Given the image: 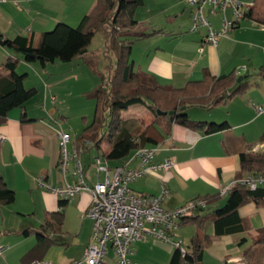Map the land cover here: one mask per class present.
I'll return each instance as SVG.
<instances>
[{
	"label": "crops",
	"instance_id": "1",
	"mask_svg": "<svg viewBox=\"0 0 264 264\" xmlns=\"http://www.w3.org/2000/svg\"><path fill=\"white\" fill-rule=\"evenodd\" d=\"M68 1L70 0H7L0 3V36L13 39L18 35H32L36 44L39 35L51 30L58 22L75 25L74 23L81 19L82 11L73 7L68 8ZM60 4L62 9L58 10ZM192 15L193 6L186 0H143L142 5L135 11L137 24L127 29L130 33L149 34L131 42V58L135 71L155 78L161 85L181 88L191 81H201L209 76L227 75L244 67L238 78L247 77V87L244 91L235 93L226 101L214 106L212 111L198 107L202 111H194L193 116L189 115L190 118L197 117L196 120L202 121L217 123L227 121L230 127L226 130L205 134L201 130H190L172 124L170 132L155 146L157 147L155 160L161 162L172 159L173 167L168 171L137 179L130 183V188L138 194L157 195L165 186L169 190L164 203L167 209L178 208L196 197L218 196L216 204L202 209L212 210L214 205H220L223 201L224 196L218 195L220 189L235 181V176L240 172L241 153L248 150L254 152L262 150V146L257 141L261 136L258 134L264 131V112L257 113L255 107L264 108V74H262L264 24L255 23L247 18L241 19L227 36L219 37L216 45H213L204 41L208 26L198 25L194 29ZM203 15L213 29H220L223 16L220 12L212 14L209 6H205ZM224 15L229 20L234 19L230 9L226 10ZM11 53L0 44V65L12 55ZM17 58L19 65L26 66L22 63L25 62L22 56L18 55ZM74 62L76 61L69 64ZM47 82L49 88L48 91L45 89V92L51 95L54 86L63 82V79L54 83L49 79ZM90 83L94 85L96 82ZM54 96H50L51 100ZM29 112L30 109L25 103L24 109L14 108L9 111L5 120L0 121V135L5 136L0 142V172L7 186L15 191V200L17 191H27L31 196L34 195L46 212L50 211V215L62 211L63 221L60 230H55L54 233L60 236L63 243L54 244L51 249L49 248L47 258L56 261L57 264H71L74 259L83 255L90 239L92 221L81 217L90 203V195L81 192L71 198L77 215V222H73L65 214L70 199L61 207L60 198L38 184L41 178L44 183L51 186L63 183L64 176L58 167V128L39 111L32 109L31 112L34 114L31 115ZM76 138L77 135L72 138L69 149L76 147ZM97 158L105 162L98 150L97 154H94L87 149L81 156L90 184L96 181L93 163ZM122 163V161H107L109 167ZM129 164L131 167H136L138 162L133 160ZM68 176H71L70 172L67 173L66 179L71 182ZM100 178H103L102 174ZM252 205L256 207L253 203H248L239 209V215L251 223L252 228L249 233L254 227L251 218L264 215L261 211L264 207H256V210H253L250 207ZM242 209H245L246 213H242ZM202 210L194 213L203 214ZM50 215H46L40 227L33 230H40ZM19 225L23 227V224ZM260 225L256 226V230L264 233V222ZM180 226L182 225H178L173 231L172 242L178 237L176 232L179 231ZM189 226L193 228L191 239L196 233V228L193 225ZM17 234H21V231L18 230ZM242 235L244 234L233 233L214 239L204 249L201 264H205L206 256L213 258L212 264L224 260L232 264L231 255L240 252ZM259 237L264 239L261 234ZM30 242V240L15 241L11 247L3 249L0 264H21L22 257L34 247L36 239L31 244ZM261 243H264V240ZM2 247L5 246L0 242V248ZM174 250L175 246L172 244L144 233L132 244L129 264H171ZM110 254L112 255L111 252ZM111 255L109 257L112 261L107 259L104 264H115Z\"/></svg>",
	"mask_w": 264,
	"mask_h": 264
},
{
	"label": "trees",
	"instance_id": "2",
	"mask_svg": "<svg viewBox=\"0 0 264 264\" xmlns=\"http://www.w3.org/2000/svg\"><path fill=\"white\" fill-rule=\"evenodd\" d=\"M142 3L143 0H95L92 9L81 18L77 26L58 22L51 30L42 32L36 44L32 35H18L13 39L0 36V44L12 52L0 65V121L5 120L12 109H24L25 103L37 92L36 88L25 86L27 74L17 72L18 55L22 56L26 63L39 60L45 65L56 60L64 63L79 61L95 70L98 54L90 52L88 46L96 30L104 28L107 24L105 49L106 53L114 55L115 66L107 77L102 75L101 84L85 95L93 103L94 117L76 138V147L81 152L96 148L105 161L124 162L138 149L155 147L161 143L170 132L172 124L190 130H201L205 134L229 128L227 121L217 123L192 120L185 109L193 106L207 110L214 108L235 93L244 91L248 83L247 77L238 82V74L234 71L227 75L191 81L184 87L174 88L161 85L155 78L135 71L131 58V42L149 34L130 33L127 29L137 24L135 11ZM244 18L264 24V0H253L244 12L242 19ZM124 91L126 93H123ZM137 106H145L153 112L154 118L144 127L140 126L138 117L122 116L124 111ZM182 107L185 109L181 110ZM157 110L173 114L158 115ZM86 142L90 144L86 145ZM257 143L262 146L260 152L248 150L241 153V170L235 180L246 176L264 177V133ZM224 197V203L221 206L214 205L215 208L208 214L194 212L214 204L218 196L191 199L203 200L206 206L196 208L191 215L179 221L182 226H195L196 233L185 246L184 254L179 248H175L171 264H201L204 249L214 239L233 233L245 235L249 232L251 223L239 215V209L248 203L264 207V183L254 190L236 183ZM14 200L15 191L7 186L0 172V207L10 205ZM68 200L60 199L59 205L63 207ZM62 221L63 213L59 210L46 219L40 230L26 228L21 232L24 236L35 235L36 238L34 247L25 253L21 264L41 261L52 245L63 243L60 236L54 233L55 230H60ZM262 240L264 239H255L254 242ZM244 241L246 237L242 236L240 242ZM218 264H228V261L224 260Z\"/></svg>",
	"mask_w": 264,
	"mask_h": 264
},
{
	"label": "built area",
	"instance_id": "3",
	"mask_svg": "<svg viewBox=\"0 0 264 264\" xmlns=\"http://www.w3.org/2000/svg\"><path fill=\"white\" fill-rule=\"evenodd\" d=\"M7 0H0V3ZM187 3L196 7L197 13H193L192 19L195 22L194 29L201 25L208 26V31L204 41L216 45L219 37L227 36L237 23L243 18L244 12L241 11L243 3L241 0H186ZM251 5V3H250ZM249 5V6H250ZM209 6L212 14L220 12L223 16L221 27L213 29L203 15V9ZM248 6V7H249ZM230 9L234 17L233 20L227 19L224 15ZM245 68L236 70L239 74ZM257 113L264 112V108L255 107ZM5 136L0 135V142ZM59 160L58 167L64 176L62 184L51 186L44 183L41 179L38 184L51 191L60 199H71L81 192L90 195V203L81 214L82 218L92 221V231L89 242L83 255L74 259L71 264H104L109 257L110 250L115 264H129V254L134 241L140 239L147 233L156 239L170 243L175 248H179L185 253V246L182 240L172 242L173 231L178 227L179 221L189 216L196 208H204L203 200H189L184 205L167 209L164 206L165 199L169 195V190L163 186L157 195H147L135 193L130 188V183L144 177L145 175L159 173L170 170L174 161L166 159L158 162L155 160L157 147L140 148L125 162L115 167H109L107 161L101 162L98 158L93 165L96 167L94 176L95 183H89L86 176L85 164L81 160V150L77 147L69 149L72 137L69 132L58 130L57 132ZM86 142V145H89ZM136 160L138 165L131 167L130 162ZM70 172L73 182L66 179ZM103 178H100V175ZM236 183H241L249 189L254 190L264 183V177L248 176L223 186L219 194L225 195L227 191ZM4 247L0 248V255ZM30 264H54L44 260Z\"/></svg>",
	"mask_w": 264,
	"mask_h": 264
},
{
	"label": "rangeland",
	"instance_id": "4",
	"mask_svg": "<svg viewBox=\"0 0 264 264\" xmlns=\"http://www.w3.org/2000/svg\"><path fill=\"white\" fill-rule=\"evenodd\" d=\"M94 2L95 0H70L68 1V8L73 7L76 10L80 9L82 11V18L92 8ZM241 2L243 3L241 11H245L250 5L251 0H241ZM61 6L62 5L60 4V6L57 7L58 10L62 9ZM193 13H197L196 7H193ZM227 15L230 16V13L227 12ZM80 20L81 19L74 23L75 25H72V23L68 24L75 27L79 24ZM192 23L194 27L195 22L193 19ZM197 24L199 26L201 25V23L198 22ZM106 28H108L107 24L104 28L97 29L88 46L90 52L98 54L95 60V70L78 61L69 64L56 60L55 62H47L45 65H42L39 60H35L30 63L22 62L25 63L26 66L23 64L17 65L18 73L27 74L25 78V86L27 88L34 87L37 90L36 94L26 102L27 107L30 109V115L34 114V112H31L32 109L33 111H39L44 118L55 123L58 130L69 132L72 138L75 135L78 136L81 134L83 127L89 124L94 117L93 103L87 99L85 95L92 92L96 84H101L102 75L107 77L109 72L113 69V66H115L114 55L106 53L105 49ZM49 79H51L52 83L56 80L63 79V82L54 86V91L51 92V95L55 96L52 100L50 93L46 94L45 92L46 90L48 91L49 88L47 84V80ZM91 81L96 83L90 85ZM123 93H126V91ZM212 109L213 108H211L210 111H212ZM194 111L202 110L196 106L185 109V112L191 116H193ZM207 114L208 112H206V115ZM122 116L125 118L131 116L138 117L141 127H144L154 118L153 112L145 106L130 108L124 111ZM195 118L197 117L191 119L196 120ZM262 132H260L258 136L261 135ZM90 151L97 154L96 148H90ZM83 152L80 153L81 156ZM71 177L72 176H68V180L73 182V178ZM259 186H261V184ZM16 200L17 202H15ZM16 200L12 204L2 207L0 210V242L5 246L4 249L11 247L15 241L30 240L31 242H34L36 239L35 235L24 237L23 234L18 235L17 231L19 230V232H22L25 228H39L46 215H50V211L46 212L39 202L36 201L34 195L31 196L27 191H17ZM222 200L223 201L220 200L221 203L218 206H221V204L224 203L225 197H223ZM71 201L72 200L70 199V202L65 209V214L70 221L77 222L76 208ZM250 207H252L251 209L256 210V207L253 205ZM210 210L211 209H206L203 211V214H207L208 212L211 213L213 211ZM261 211L264 212V209H261ZM242 213H246L245 209H242ZM251 219L254 224L253 230L250 233L246 232L245 235H242L243 237H246V241L241 243L240 252H235L231 255L232 259L230 261H232V264H264V243H261L262 241L258 243L254 242L255 239L260 238V234L261 236H264V233H260V230H256V226L259 227L261 226L260 224L264 222V215H256ZM19 224H23V227H20ZM191 231H193V228L189 225L180 226L179 231L176 232L180 239L176 237L175 241L182 240L183 245L186 246V244L190 242ZM242 236H240V240ZM31 242L29 244H31ZM52 247L53 245L50 249ZM47 255L48 253L44 257V261L57 264L56 261L47 258ZM106 258L108 261H112L111 257ZM204 262L205 264H212L214 260L210 256H206Z\"/></svg>",
	"mask_w": 264,
	"mask_h": 264
},
{
	"label": "water",
	"instance_id": "5",
	"mask_svg": "<svg viewBox=\"0 0 264 264\" xmlns=\"http://www.w3.org/2000/svg\"><path fill=\"white\" fill-rule=\"evenodd\" d=\"M240 81H241V77L238 78V82H240ZM184 109H185V107H182V108H181V110H184ZM157 114H158V115H166V114L171 115V114H173V112H168V113H166V112H161V111L157 110Z\"/></svg>",
	"mask_w": 264,
	"mask_h": 264
}]
</instances>
